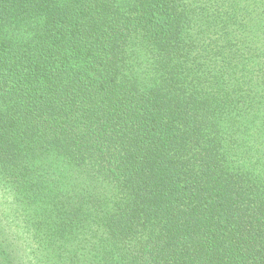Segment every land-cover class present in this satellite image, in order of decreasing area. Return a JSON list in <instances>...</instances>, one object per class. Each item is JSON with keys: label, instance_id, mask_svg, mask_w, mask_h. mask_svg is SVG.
<instances>
[{"label": "trees", "instance_id": "1", "mask_svg": "<svg viewBox=\"0 0 264 264\" xmlns=\"http://www.w3.org/2000/svg\"><path fill=\"white\" fill-rule=\"evenodd\" d=\"M0 264H264V0H0Z\"/></svg>", "mask_w": 264, "mask_h": 264}]
</instances>
